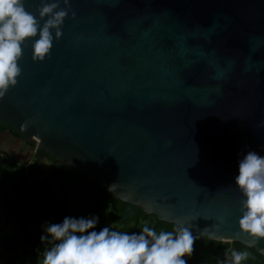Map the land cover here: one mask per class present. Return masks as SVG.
<instances>
[{
    "label": "water",
    "instance_id": "95a60500",
    "mask_svg": "<svg viewBox=\"0 0 264 264\" xmlns=\"http://www.w3.org/2000/svg\"><path fill=\"white\" fill-rule=\"evenodd\" d=\"M39 4L25 0L37 18ZM70 4L43 62L23 46L0 124L110 197L264 255L236 236L235 185L249 151L264 157V0Z\"/></svg>",
    "mask_w": 264,
    "mask_h": 264
},
{
    "label": "clouds",
    "instance_id": "9594fccd",
    "mask_svg": "<svg viewBox=\"0 0 264 264\" xmlns=\"http://www.w3.org/2000/svg\"><path fill=\"white\" fill-rule=\"evenodd\" d=\"M40 0L37 15L25 0H0V99L18 84L22 75L23 46L32 42V59L43 62L50 54L71 12L70 0ZM72 12V18H75ZM41 21H44L41 26ZM235 185L242 193L239 232L254 241L264 240V157L249 151L239 162ZM224 222L220 218V223ZM98 216H66L62 222L42 225L40 240L46 244L39 264H188L197 237L177 220L173 231L157 232L149 226L128 234L108 226L96 231ZM246 252L233 250L221 264H241Z\"/></svg>",
    "mask_w": 264,
    "mask_h": 264
},
{
    "label": "trees",
    "instance_id": "16d2710c",
    "mask_svg": "<svg viewBox=\"0 0 264 264\" xmlns=\"http://www.w3.org/2000/svg\"><path fill=\"white\" fill-rule=\"evenodd\" d=\"M3 131L22 137L11 127L0 124V134ZM44 160L48 165L46 175L35 179L34 169L41 160L19 161L16 155L0 148V231L9 229L0 242V261L11 257L9 264H39L41 253L47 247L40 240L42 225L62 222L66 216H98L96 231L105 226L128 234L139 233L145 226L157 232L174 230L175 225L110 197L80 170L61 167L49 155ZM196 237L193 254L185 257L188 264H221L233 250L248 254L241 264H264V255L240 243Z\"/></svg>",
    "mask_w": 264,
    "mask_h": 264
},
{
    "label": "flooded vegetation",
    "instance_id": "af4514ba",
    "mask_svg": "<svg viewBox=\"0 0 264 264\" xmlns=\"http://www.w3.org/2000/svg\"><path fill=\"white\" fill-rule=\"evenodd\" d=\"M30 147H34L33 142L25 143L22 137L15 136L13 134L6 135L5 131L0 134V148H5V152L9 153V150L14 152V150H19L23 155H27L30 151ZM37 159V158H36Z\"/></svg>",
    "mask_w": 264,
    "mask_h": 264
},
{
    "label": "rangeland",
    "instance_id": "374dc122",
    "mask_svg": "<svg viewBox=\"0 0 264 264\" xmlns=\"http://www.w3.org/2000/svg\"><path fill=\"white\" fill-rule=\"evenodd\" d=\"M3 149L6 150L5 148H3ZM9 153L16 155L19 161L27 160V159L29 160L31 158L35 159L37 157L36 152H32V153L28 152L27 155H23L22 152L19 153V150H15V152H12L11 150H9ZM41 161L42 162L38 163L37 167L34 169L35 179L36 178L39 179V178L45 176L46 172L48 170V165H47L46 161L44 159H41ZM7 231H9L8 228L2 229V231H0V236L1 237L4 236L7 233Z\"/></svg>",
    "mask_w": 264,
    "mask_h": 264
},
{
    "label": "crops",
    "instance_id": "0c3cea01",
    "mask_svg": "<svg viewBox=\"0 0 264 264\" xmlns=\"http://www.w3.org/2000/svg\"><path fill=\"white\" fill-rule=\"evenodd\" d=\"M30 153H32L31 151H29ZM36 159V158H35ZM41 159H39V161H40ZM3 241V239H2V237H0V242H2ZM10 259H11V257L10 258H6V257H4V258H2V260L0 261V264H9V261H10ZM18 264H21V263H18ZM22 264H24L23 262H22Z\"/></svg>",
    "mask_w": 264,
    "mask_h": 264
},
{
    "label": "built area",
    "instance_id": "2783aa9c",
    "mask_svg": "<svg viewBox=\"0 0 264 264\" xmlns=\"http://www.w3.org/2000/svg\"><path fill=\"white\" fill-rule=\"evenodd\" d=\"M38 254H40V253H38Z\"/></svg>",
    "mask_w": 264,
    "mask_h": 264
}]
</instances>
